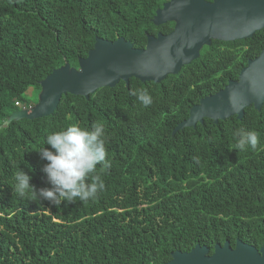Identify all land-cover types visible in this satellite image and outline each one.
I'll return each instance as SVG.
<instances>
[{"label":"trees","instance_id":"obj_1","mask_svg":"<svg viewBox=\"0 0 264 264\" xmlns=\"http://www.w3.org/2000/svg\"><path fill=\"white\" fill-rule=\"evenodd\" d=\"M165 1L0 0V264H163L196 243L210 253L226 240L263 243L264 103L245 107L241 119L173 130L200 98L237 79L263 48L264 28L243 42L212 40L160 82L130 77L87 98L65 93L51 114L5 123L37 102L39 81L53 69L77 67L96 36L142 48L148 34L168 33L171 22H152ZM241 42L247 47L234 48ZM137 89L148 91L150 106ZM95 122L105 125L110 163L97 165L102 191L59 204L19 196L20 169L37 190L50 187L38 153L50 133ZM239 127L259 133L257 149H236Z\"/></svg>","mask_w":264,"mask_h":264},{"label":"water","instance_id":"obj_2","mask_svg":"<svg viewBox=\"0 0 264 264\" xmlns=\"http://www.w3.org/2000/svg\"><path fill=\"white\" fill-rule=\"evenodd\" d=\"M247 5V9H246ZM223 10L239 15L226 25L217 20ZM174 22L168 33L148 34L145 46L134 47L120 36L107 40L96 36L78 66L64 63L39 81L37 102L10 114L5 123L14 119L38 118L51 114L65 93L88 97L97 88L114 86L119 80L126 84L130 77L160 82L168 74L197 58L203 45L213 39L232 41L250 38L264 27V0H166L155 10L152 22L159 25ZM32 88V87H30ZM264 103V46L259 54L248 59L236 80H229L216 93L199 99L189 108L188 116L180 121L173 132L194 127L204 118L213 122L236 115L241 119L244 108L250 105L259 110ZM163 264H264V240L259 248L236 239L234 246L226 240L216 243L213 251L196 243L189 251L175 250Z\"/></svg>","mask_w":264,"mask_h":264},{"label":"clouds","instance_id":"obj_3","mask_svg":"<svg viewBox=\"0 0 264 264\" xmlns=\"http://www.w3.org/2000/svg\"><path fill=\"white\" fill-rule=\"evenodd\" d=\"M132 94L144 107L153 103L146 89H137ZM105 132V125L95 122L90 129L71 124L63 130L50 133L45 141V145L50 147L38 151L41 159L47 161L42 170L47 175L50 187L37 190L30 183L32 176L20 169L15 173V191L21 197L42 198L53 204L72 203L77 198L82 201L94 198L105 187L101 176L97 174V165L110 168V163L106 162ZM233 137L236 149L240 151L257 149L260 143L258 132L243 127L236 128Z\"/></svg>","mask_w":264,"mask_h":264},{"label":"flooded vegetation","instance_id":"obj_4","mask_svg":"<svg viewBox=\"0 0 264 264\" xmlns=\"http://www.w3.org/2000/svg\"><path fill=\"white\" fill-rule=\"evenodd\" d=\"M205 2H207V3H209V4H211V3H213L215 0H204ZM246 9H247V5H246ZM217 20L220 22V23H223V24H221V25H226V24H224V23H227V22H229V21H231V20H233V19H236V18H238L239 17V15H237V14H235V15H232V14H229V13H227V12H223V10H221V11H219L218 13H217ZM171 23H172V28H171V30L173 29V27H174V22L173 21H170ZM264 28V27H263ZM170 30V31H171ZM214 40V39H213ZM237 40H241L242 42H243V40L244 39H236V40H232V41H224L225 43H228V42H235V41H237ZM219 41H223V40H219ZM238 43V44H235V47L234 48H241V47H244V48H246L247 47V45L246 44H244V43ZM223 46H225V45H223ZM248 59H251V58H247V60ZM247 63V62H246ZM245 66V65H244Z\"/></svg>","mask_w":264,"mask_h":264},{"label":"rangeland","instance_id":"obj_5","mask_svg":"<svg viewBox=\"0 0 264 264\" xmlns=\"http://www.w3.org/2000/svg\"><path fill=\"white\" fill-rule=\"evenodd\" d=\"M31 92H32V89L31 88H28L27 89V94H31ZM36 93V92H35ZM35 93H34V95H32L33 97H32V99H35L36 97H38V94L36 95V97H35Z\"/></svg>","mask_w":264,"mask_h":264}]
</instances>
